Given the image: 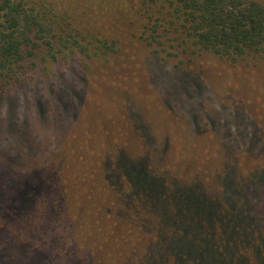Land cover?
<instances>
[{
    "label": "trees",
    "instance_id": "1",
    "mask_svg": "<svg viewBox=\"0 0 264 264\" xmlns=\"http://www.w3.org/2000/svg\"><path fill=\"white\" fill-rule=\"evenodd\" d=\"M62 6L83 10L78 27L58 23ZM90 15L124 35L89 29ZM128 30L176 67L203 56L237 62L264 54V0H0V264H264V132L246 117L230 111L227 126L205 117L228 151L247 147L257 160L238 174L229 157L205 178L177 176L165 144L158 158L134 119L124 118L127 143L105 135L89 147L85 133L64 149L37 133L64 128L83 105L72 89L123 54ZM58 67L70 82L50 84L47 98L26 93ZM187 74L160 78L195 92ZM187 117L192 130L202 120Z\"/></svg>",
    "mask_w": 264,
    "mask_h": 264
},
{
    "label": "rangeland",
    "instance_id": "2",
    "mask_svg": "<svg viewBox=\"0 0 264 264\" xmlns=\"http://www.w3.org/2000/svg\"><path fill=\"white\" fill-rule=\"evenodd\" d=\"M62 8L64 10L60 9L61 12L56 17L66 31L82 23L80 19L84 18L83 10L78 17L73 7ZM84 26L103 32V28L109 26L106 29L113 34L114 29L116 30L110 28L115 26L108 24L107 19L97 15H90ZM125 35L122 39L123 54L113 56L107 67L100 68V71L96 69L99 66L92 65V73L86 72L82 75L83 88L78 93L72 89L78 99L83 101V105L73 112L72 118L65 122L62 130H47L43 133L36 130L39 127L33 119L30 129L36 130L42 138L52 142L67 143L64 149L68 144L74 148L79 146L81 141L75 134H82L85 141L84 136L87 133L93 137V140H89V147H96L100 145V137L105 135L107 139L117 138L127 143L124 136V118L134 119L142 129L139 133L154 146L156 155L159 153L158 158L164 157L173 172L183 178L208 177L222 163H226L229 157L231 161L233 157L238 159V174L246 171L251 160L257 161L254 151L247 147L234 152L228 151L225 135L222 134L221 139L210 125L205 124L208 123L205 117L214 124L217 119L223 120L227 126L233 122L230 117V111H233L238 117L249 120L251 131L260 126L264 132V54L237 62L203 56L192 64L176 67L175 59L150 55L145 45L132 37L130 30ZM64 71L65 69L62 72ZM187 71L189 81L197 88L195 92L183 82V78L180 80V87L163 84V79L171 82L179 80V77H187ZM49 74V77L35 75L37 78L29 84L30 88L26 93L32 97L38 95L47 98L48 95L41 94L50 84L60 81L64 83L67 79L70 82L69 78L60 76L59 67ZM182 89L192 95L191 100H183ZM39 104L43 107V102ZM187 113H198L202 119L201 123L197 121L195 130L191 129L193 120L187 117ZM108 143L109 140L106 147H109ZM163 143L165 147L161 157L159 147ZM128 145L132 148L129 143ZM150 154L157 158L154 153Z\"/></svg>",
    "mask_w": 264,
    "mask_h": 264
}]
</instances>
